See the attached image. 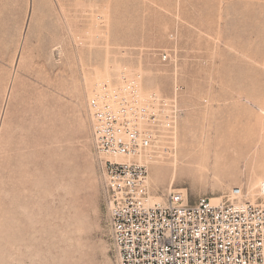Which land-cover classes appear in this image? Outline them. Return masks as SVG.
<instances>
[{"label":"rangeland","instance_id":"1","mask_svg":"<svg viewBox=\"0 0 264 264\" xmlns=\"http://www.w3.org/2000/svg\"><path fill=\"white\" fill-rule=\"evenodd\" d=\"M128 79L182 87L150 195L264 178V0H0V264H117L90 105Z\"/></svg>","mask_w":264,"mask_h":264},{"label":"built area","instance_id":"2","mask_svg":"<svg viewBox=\"0 0 264 264\" xmlns=\"http://www.w3.org/2000/svg\"><path fill=\"white\" fill-rule=\"evenodd\" d=\"M159 56L162 63L170 58L165 51ZM122 87L90 105L117 264H264V180L253 200L234 187L217 203L206 196L190 201L180 192L151 201L145 164L102 157L156 154L182 114L178 84L146 104L130 79Z\"/></svg>","mask_w":264,"mask_h":264},{"label":"bare ground","instance_id":"3","mask_svg":"<svg viewBox=\"0 0 264 264\" xmlns=\"http://www.w3.org/2000/svg\"><path fill=\"white\" fill-rule=\"evenodd\" d=\"M131 83H134L135 86L137 87V91H138V95L140 97V100L141 102H143L144 104L148 103L151 101V99H155L156 97V94L154 93H148V94H144L142 91L140 92V87L138 85V83L136 81H130ZM123 88V87H122ZM121 88H119L118 90H120ZM113 92H117L116 89H109V88H102L100 92H96V96L94 97V100L95 101H101L103 100L104 98L112 95ZM91 123H92V119H91ZM92 126V125H91ZM218 137V136H217ZM202 145V144H201ZM257 147V145H256ZM255 148V147H254ZM216 149V148H215ZM152 155H154L153 153H146V154H143V155H139V156H136V157H129V156H126V155H114V156H110V155H106V156H102L104 158H108V159H111V160H115V161H130V160H137L138 162H141L143 164H145L148 168V158H150ZM255 156V155H254ZM172 165H176V163L173 161ZM175 168V167H174ZM264 180V178L258 180L254 185L252 186H246V187H243L242 185H238V186H234V187H238L240 189H243V192H244V195L247 197V198H250V199H254L256 194L258 193V186L259 184ZM149 170H148V177H147V183H148V186H149ZM171 183V182H170ZM172 184V183H171ZM170 184V185H171ZM232 187L230 189V191L234 188ZM177 192H180L184 195V197H186V195L184 194V192H181V191H177ZM163 198L162 197H154L152 195H150V200L153 201V200H161ZM210 199L213 203H217L221 200V196L220 197H217V196H210Z\"/></svg>","mask_w":264,"mask_h":264}]
</instances>
